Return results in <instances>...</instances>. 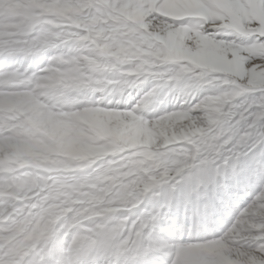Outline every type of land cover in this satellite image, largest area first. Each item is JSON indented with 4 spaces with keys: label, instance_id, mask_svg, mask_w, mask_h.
Segmentation results:
<instances>
[{
    "label": "clouds",
    "instance_id": "1",
    "mask_svg": "<svg viewBox=\"0 0 264 264\" xmlns=\"http://www.w3.org/2000/svg\"><path fill=\"white\" fill-rule=\"evenodd\" d=\"M0 264H264V0H0Z\"/></svg>",
    "mask_w": 264,
    "mask_h": 264
}]
</instances>
